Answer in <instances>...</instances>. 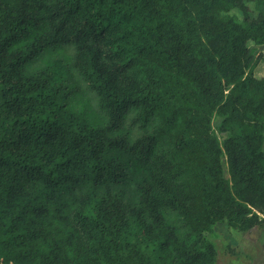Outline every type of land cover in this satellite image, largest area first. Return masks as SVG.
<instances>
[{"label":"trees","instance_id":"16d2710c","mask_svg":"<svg viewBox=\"0 0 264 264\" xmlns=\"http://www.w3.org/2000/svg\"><path fill=\"white\" fill-rule=\"evenodd\" d=\"M249 42L264 0H0V264H217V225L264 227ZM65 45L100 123L26 71Z\"/></svg>","mask_w":264,"mask_h":264},{"label":"rangeland","instance_id":"374dc122","mask_svg":"<svg viewBox=\"0 0 264 264\" xmlns=\"http://www.w3.org/2000/svg\"><path fill=\"white\" fill-rule=\"evenodd\" d=\"M248 5L253 10L252 16L256 17L254 5L252 3H248ZM232 14H237L242 19V14L239 11L235 10ZM249 46L255 55L264 54V46H255L252 42H249ZM74 54V47L65 45L35 59L26 71L29 74H34L40 70H48L54 77L51 82L53 85H62L64 82L67 87L62 92H69L68 105H71L76 111L82 112L87 120H95L100 123L103 112L100 109L99 100L82 76L72 68ZM259 68H264V64L261 63ZM217 120L218 118L215 117V124ZM215 132L218 134L216 127ZM223 161L225 173L228 176L226 160L223 159ZM215 234L220 237L216 238L213 233H207V236L216 245L217 264H264V227H255L248 232H243L227 223H222L215 227Z\"/></svg>","mask_w":264,"mask_h":264}]
</instances>
